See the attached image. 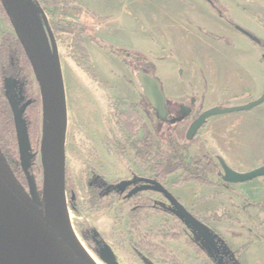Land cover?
Here are the masks:
<instances>
[{
    "label": "rangeland",
    "instance_id": "rangeland-1",
    "mask_svg": "<svg viewBox=\"0 0 264 264\" xmlns=\"http://www.w3.org/2000/svg\"><path fill=\"white\" fill-rule=\"evenodd\" d=\"M125 1L85 0L86 7L77 0H36L48 16V27L55 40L62 69L68 115L66 170L67 178L73 185V195L77 198L78 208V213L69 208L70 222L76 239L102 264H172L163 260V255L154 253L149 247L144 248V245H139L141 246L139 248L138 243L141 242L133 228L137 219L128 216L127 204L125 205L123 201L107 200L109 204L106 207H99L92 203L90 197L92 178L109 186H119L137 178H153L156 176L155 165L161 162V156L168 154L170 149L166 145L165 137L160 133V126L150 113L149 105L135 76L129 70L133 69L130 67L131 62L120 53L125 50L128 53L133 52L134 55H144L154 66L156 78L169 100L185 103L191 98L196 99L198 102L193 118L216 106L243 105L255 99L244 102L246 98L242 97L217 105L207 103L208 92L203 94L197 92L191 85L193 82L190 83L185 77L186 67L176 50L174 38L168 27L170 14L189 29L195 30L214 43L213 47L203 51L209 60L218 59L225 64L246 63L250 72L258 74L260 82L262 80L264 82V67L256 70L255 63L260 60L264 62V53L246 37L236 33L232 24L215 13L204 0H154V2L140 0L143 1L141 4L135 6L128 4L127 11L123 12V5L127 3ZM237 1L246 9L236 11L233 15L227 8L230 18L233 20L234 16H241L244 19L249 17L264 29V24L254 16H250L249 8L247 9L252 3L264 9V0ZM164 10L167 14L163 13ZM88 11L96 14L100 19H94L87 13ZM145 30L149 33L143 36ZM0 35L15 36V30L10 25L2 0H0ZM92 38L104 41L106 45L113 47V51L102 49L93 42ZM181 69L183 77H180ZM33 80L34 85L38 84L36 78ZM185 89L186 94L181 96L185 93ZM172 91L179 97L172 99L168 95L172 94ZM9 93L17 98L21 108L24 102L22 86L12 79H7L5 94L9 95ZM144 121L147 122L146 125ZM130 123L136 124L135 136L126 127ZM149 129L153 131L152 137L155 139L153 138L152 150L146 158H143L139 153L149 151V148L142 147L145 143L142 140L148 136L146 131ZM11 131L9 124L0 115V143L3 147L10 145L13 138ZM14 131L16 136L15 123ZM45 131L41 104L39 153L32 161V165L39 170L45 160ZM201 131L194 142L185 139L180 143V147L188 145L184 150V153L189 152L185 157L186 162L193 167V160L199 156L213 158L219 166L216 170L219 172L221 168L216 156L220 154L208 146ZM32 140L35 142L33 136ZM205 163L206 161L204 165L202 164L203 167ZM261 165H264V161L259 166ZM218 172L215 175H208V178L219 186L208 187L222 188L226 192L224 194L201 192L197 204H204L214 198H221L222 204L208 212H197V215L202 216V219L212 225L222 221L230 222L233 228L225 236L230 241L234 240V243L242 244L246 240L253 242L256 237L263 238L264 236L258 234L257 230L251 234L244 229L246 226L249 229L256 228L248 212L250 206L242 199L236 188L238 185L230 187L223 184ZM182 179L183 172L180 171L165 179L163 183L169 191L171 188L190 183L207 186L196 182L178 185ZM36 181L42 189L43 168L42 174L38 173ZM144 196L151 197L153 202L163 206L161 205L160 211L143 212L140 221L142 230H147L156 236L155 242L173 252L184 264H214L207 246L178 218L164 197L151 192L143 193L142 197ZM122 206H125L124 209ZM224 211L226 213H223ZM86 221L101 237L100 246L94 249L90 248L78 233V227ZM238 251L241 252V248Z\"/></svg>",
    "mask_w": 264,
    "mask_h": 264
},
{
    "label": "water",
    "instance_id": "water-1",
    "mask_svg": "<svg viewBox=\"0 0 264 264\" xmlns=\"http://www.w3.org/2000/svg\"><path fill=\"white\" fill-rule=\"evenodd\" d=\"M19 36L26 56L38 81L45 119V160L42 165V192L30 170L35 155L31 153L26 127L17 98L10 94L8 102L14 117L20 164L27 187L18 179L0 146V264H29L18 247L30 251L33 264H92L82 252L70 222L66 191V138L68 115L62 69L55 40L48 27L45 11L36 0H3ZM46 25V28H45ZM250 40H260L243 32ZM51 34V41L49 35ZM180 77L183 71L180 70ZM140 83L158 118L166 115V96L161 84L152 76L140 77ZM264 104V93L253 101L237 106H216L201 113L190 125L186 140L191 142L212 118L250 112ZM191 114H188L189 117ZM219 176L230 185L264 179V165L249 171L234 170L222 157ZM132 195L154 191L165 196L183 219L209 246L215 242L210 229L191 214L161 184L145 180ZM126 184H123V188ZM223 213H226L224 211Z\"/></svg>",
    "mask_w": 264,
    "mask_h": 264
},
{
    "label": "crops",
    "instance_id": "crops-1",
    "mask_svg": "<svg viewBox=\"0 0 264 264\" xmlns=\"http://www.w3.org/2000/svg\"><path fill=\"white\" fill-rule=\"evenodd\" d=\"M77 1L86 6L85 0ZM221 1L230 9L233 15L236 11L246 9L237 0ZM125 2L127 3L123 5V12L127 11L128 4L135 6L143 1L126 0ZM151 2H154V0H151ZM248 8L250 16H254L264 24V9L254 3ZM163 13L167 14L165 10ZM169 20L168 27L174 38L176 50L186 67L185 77L189 82H193L190 83L197 92L202 94L208 92L206 96L207 103H216L217 105L221 102L234 101L242 97L246 98L244 102H248L262 95L264 82L258 80V74L249 71L248 64L243 62H228L225 64L218 59L212 60L211 58L209 60L203 51L213 47L214 43L195 30L189 29L184 23L175 19L172 14H170ZM233 20L237 25L264 41V29L256 24L254 20L249 17L244 19L241 16H234ZM148 33L145 30L142 34L145 36ZM255 64L256 70L264 67L262 60ZM185 91L187 92L186 89ZM186 92L182 93L181 96H184ZM171 93L168 95L172 99L179 97L173 91ZM204 127L201 135L208 146L216 150L236 171L254 170L264 161V104L250 112L212 118ZM236 188L245 202H253L259 205L258 207H249L248 212L256 225L258 234L264 236V179H257L251 184H240ZM171 192L184 203L188 210L197 214V212H208L222 204L221 198L209 199L204 204H197L198 197L202 195L201 192L224 194L226 190L190 183L182 187L171 188ZM209 225L219 235L224 236L234 250L237 251L241 248V264H264V237H256L253 242L246 240L242 244L234 243V240L230 241L225 236L233 228L230 222L222 221Z\"/></svg>",
    "mask_w": 264,
    "mask_h": 264
},
{
    "label": "trees",
    "instance_id": "trees-1",
    "mask_svg": "<svg viewBox=\"0 0 264 264\" xmlns=\"http://www.w3.org/2000/svg\"><path fill=\"white\" fill-rule=\"evenodd\" d=\"M204 1H206L211 9L221 18L234 25V22L229 16V11L221 3L220 0ZM2 3L4 4L3 0ZM87 13L90 14L94 19H100V17L94 13H91L89 11ZM7 16L9 18L10 25L14 29L13 22L8 12ZM92 40L102 49L109 52L113 51V47L106 45L104 41L98 40L96 38H92ZM261 47L264 50L263 42ZM34 78H36V76L33 72L31 63L25 54L19 36H17L16 33L15 36L0 35V115L2 116L3 120H5L9 124L13 136L12 141L10 142V145L8 147H3L1 143L0 146L16 176L19 180L23 181L22 183L25 187H27V181L18 156V147L16 140L17 138L14 134L15 131L13 114L8 102V97L5 92L7 79H12L22 86L24 102L23 106L21 107V117L26 127L31 153L35 155V157H37L39 153V118L41 113L42 97L39 85H34ZM126 127L130 131V133L134 134L133 136H135L134 132L137 128L136 124L130 123L127 124ZM32 136L35 138V142H33ZM162 136L166 137L164 134H162ZM153 138L154 137L147 138V141L144 143V145L141 144L142 147L149 148V151H146L145 153L140 152V157L146 158L148 153H150L153 146ZM165 141L167 143L166 145L170 148L169 153L161 156V162L155 165L156 176H154L153 178L150 177L149 179H152L164 186L163 182L165 179L173 174H176L177 172L182 171L183 179L178 185L186 184L189 182H196L201 185L219 186L217 183L208 178V175H215L218 172L216 170L219 166L215 163L213 158L208 159L206 156H199L198 158H195V160H193V167H190L185 158L187 157V154L189 155V152L184 153V150L187 149L188 145L180 147L172 145L170 142L168 143V140L166 138ZM217 157L218 156H216V158ZM205 161L206 163L203 167ZM30 172L36 179L38 177V173L42 174V168L39 170L36 169L34 165H32ZM90 190L92 203L97 204L99 207H106L109 204V200H112L113 202L123 201L125 205H128V216L132 217L133 219L139 220L138 222L137 220H135L133 224L134 232L136 233L138 240H140L141 242L138 243V246L144 245V248L149 247V249H152L154 253L158 252L163 255V260L172 262V264H184L180 261L178 256L173 254V252L164 249L162 244L160 245L158 244V242H155L156 236H153L150 232H148L147 230H142L141 228L140 221L141 217L144 215L143 212H147L150 210L157 211L161 208L160 204L153 202L152 199H145V197H142V194L125 196V191L118 189L116 186H109L104 182H99L98 180L95 181V179L93 178L90 180ZM39 191L41 193L42 189L39 188ZM66 191L68 194L69 208H71L75 213H78L77 198H75L73 195V185L71 180L68 178L66 179ZM255 205L256 204L251 203V206ZM124 207L125 206H122V209H124ZM180 220L185 223L181 218ZM78 233L90 248L94 249L95 247L100 246L101 237L88 221L84 222L81 226L78 227ZM140 247L141 246H139V248ZM230 252L232 261L235 264H240V253H235L233 251Z\"/></svg>",
    "mask_w": 264,
    "mask_h": 264
},
{
    "label": "flooded vegetation",
    "instance_id": "flooded-vegetation-1",
    "mask_svg": "<svg viewBox=\"0 0 264 264\" xmlns=\"http://www.w3.org/2000/svg\"><path fill=\"white\" fill-rule=\"evenodd\" d=\"M221 3H222V1H221ZM232 21L234 22V20H232ZM232 26H233V29H234V31L236 33H240L241 35H243L244 37H246L255 46H258L259 48H261V50L264 53V50L261 47L262 42L264 43L263 40H261L260 38H258L256 36L260 40V43L257 44L255 42H253L252 40H250L243 32H248V33L254 35L253 33L249 32L245 28L237 25L235 22H234V25H232ZM111 54L113 56H115L116 58H118L119 60L121 59L119 56H116L113 53H111ZM120 55H125V59L128 60V61H130L132 63V64L130 63V67L131 68L133 67V69L132 70L129 69V70L135 76V78H136V80H137V82L139 84V87L141 89V92L143 94V97L145 98V100L147 101V103L149 105L150 113L154 117L157 125L160 126V128H161L160 133L161 134H164L166 136L165 138L168 140V143L170 142L172 145L181 146L180 143H181V141H183V142L185 141L186 134H187V131H188L190 125L199 116L198 115L197 118H193V115L195 113V106L197 104L196 99L191 98L190 100H187L185 103H177L175 101L169 100L168 97L165 95L166 96L165 105H166V111H167V113H166V115L164 117L158 118V115H157L156 111L153 109V107L151 106V104L148 101L147 97L144 95V90H143V87L141 86V83H140V80H139L140 77L152 76V77H154L159 82V80L156 78V75H155V72H154V69H155L154 66L152 65V63H149L147 61V58L144 55H141V54L134 55L133 52L128 53L125 50H123L120 53ZM124 64L127 67V64L126 63H124ZM188 114H191V115L188 117L187 116ZM146 123L147 122H145V125H146ZM146 136L147 137H145L144 140H142V141L146 142L147 141V138L152 137L153 136V131L150 130V129L147 130L146 131ZM197 136H198V134L196 135V137L191 142H194L196 140ZM220 171L218 172V177L222 181V178L219 176ZM145 180H152V179H149V178H137V179L133 180L132 182H124L122 184H119V186H116V187L118 189H120V190L125 191V193H126L125 196H128V195H131L132 196V192L135 189L140 188V187H144V186H148V183H146ZM152 181H154V180H152ZM123 184H126V187L125 188H123ZM223 184L228 185L230 187L233 186V185H230V184H226L224 182H223ZM163 187L165 189H167V187H165V186H163ZM146 192L156 193V194H159V195H161L162 197L165 198L164 195H162L160 193H157V192H154V191H150V190L143 191V192H138L136 194H143V193H146ZM169 192L172 193L171 191H169ZM136 194H134V195H136ZM144 197H145V199H152L151 197H146V196H144ZM165 200L167 202H169L166 198H165ZM178 201L183 205V203L179 199H178ZM253 204H255V203H253ZM170 205H171V203H170ZM247 205L250 206V207H258L259 206L258 204H256L255 206H251V202H247ZM171 208L173 209V211L175 212V214L180 219V216L178 215L177 211L174 209V207L172 205H171ZM188 211L191 214H193L198 220H200L204 225H206L210 229V231H211L212 237H213L214 242H215L214 246H212V247L209 246L206 242H204V240L201 238V236L198 235L195 232V230H193L182 219L185 222V224L188 227H190L191 230H193L195 232V234L198 236L199 240H201L207 246L208 250L211 253V261H213L214 264H235L232 261V259H231V252L230 251H233L235 253H238L239 251L238 250L237 251L234 250L233 247L230 245V243L224 238V236L219 235L213 228H211L210 225H209V223L207 221H205L204 219H202L199 215L191 212L190 210H188ZM244 229L246 231H248L249 233H251V234H254V231L256 230V228L255 229L254 228H250L249 229L248 226H246ZM167 234H168V232H167ZM239 262H240V260H239Z\"/></svg>",
    "mask_w": 264,
    "mask_h": 264
},
{
    "label": "bare ground",
    "instance_id": "bare-ground-1",
    "mask_svg": "<svg viewBox=\"0 0 264 264\" xmlns=\"http://www.w3.org/2000/svg\"><path fill=\"white\" fill-rule=\"evenodd\" d=\"M76 235V234H75ZM79 238V237H78ZM80 240V239H79ZM78 241V240H77ZM78 244L80 245V248L82 250V252L84 253V255L89 259V261L92 264H102L100 261H98V259L90 252L88 251L84 245H82V243H80V241H78ZM18 250L20 252V254L24 257V259L29 263V264H33V258L30 254V251L28 249H26L23 246H19Z\"/></svg>",
    "mask_w": 264,
    "mask_h": 264
},
{
    "label": "built area",
    "instance_id": "built-area-1",
    "mask_svg": "<svg viewBox=\"0 0 264 264\" xmlns=\"http://www.w3.org/2000/svg\"><path fill=\"white\" fill-rule=\"evenodd\" d=\"M45 14H46V12H45ZM46 16H47V14H46ZM47 19H48V16H47Z\"/></svg>",
    "mask_w": 264,
    "mask_h": 264
}]
</instances>
